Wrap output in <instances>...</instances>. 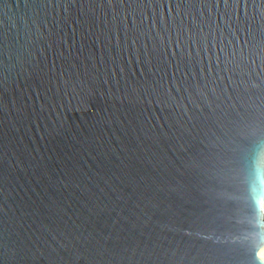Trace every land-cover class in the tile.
<instances>
[{
  "label": "water",
  "instance_id": "obj_1",
  "mask_svg": "<svg viewBox=\"0 0 264 264\" xmlns=\"http://www.w3.org/2000/svg\"><path fill=\"white\" fill-rule=\"evenodd\" d=\"M264 0H0V264H262Z\"/></svg>",
  "mask_w": 264,
  "mask_h": 264
},
{
  "label": "snow or ice",
  "instance_id": "obj_2",
  "mask_svg": "<svg viewBox=\"0 0 264 264\" xmlns=\"http://www.w3.org/2000/svg\"><path fill=\"white\" fill-rule=\"evenodd\" d=\"M237 172L243 178L244 183L251 189V194L238 205V208L247 217L249 225L259 224L261 228H264V201L261 200L260 194L257 191V181L259 179L258 166L254 168L253 160L248 158L237 162ZM261 251L264 252V249ZM260 259L262 264H264V255Z\"/></svg>",
  "mask_w": 264,
  "mask_h": 264
},
{
  "label": "bare ground",
  "instance_id": "obj_3",
  "mask_svg": "<svg viewBox=\"0 0 264 264\" xmlns=\"http://www.w3.org/2000/svg\"><path fill=\"white\" fill-rule=\"evenodd\" d=\"M264 249V248H263ZM262 255H264V252H262L261 250H260V252H259V256L261 257Z\"/></svg>",
  "mask_w": 264,
  "mask_h": 264
}]
</instances>
